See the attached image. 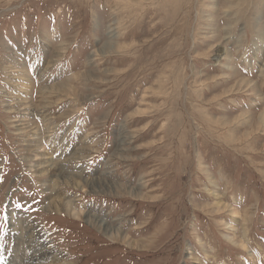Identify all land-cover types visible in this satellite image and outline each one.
Listing matches in <instances>:
<instances>
[{
    "label": "rangeland",
    "instance_id": "1",
    "mask_svg": "<svg viewBox=\"0 0 264 264\" xmlns=\"http://www.w3.org/2000/svg\"><path fill=\"white\" fill-rule=\"evenodd\" d=\"M25 225L54 263L264 264V0H0V264Z\"/></svg>",
    "mask_w": 264,
    "mask_h": 264
},
{
    "label": "bare ground",
    "instance_id": "2",
    "mask_svg": "<svg viewBox=\"0 0 264 264\" xmlns=\"http://www.w3.org/2000/svg\"><path fill=\"white\" fill-rule=\"evenodd\" d=\"M220 52H218L216 54L217 57H220V55H221ZM35 113L38 114L39 112L33 111L32 114H35ZM16 120H22V119H18V118L12 119V121H15V122H16ZM14 126H16V125H14ZM46 126H48V125H46ZM47 131H48V129H47ZM27 143H29V142H27ZM29 145L32 146V144H30V143H29ZM34 146H35V144H34ZM39 150L41 151V149H39ZM33 151L34 152L36 151V147L33 148ZM45 158H48V157H45V156H42V155H39V154L32 155L30 157L28 156V161H30L28 166L29 167L30 166L33 167L34 170L38 171V173H42L45 168L47 170L48 169L49 170L52 169L54 166L52 167L51 164H47V163L45 164ZM57 177L61 178V176H55V178L53 179V185H54L55 181H56L55 185H57V179H56ZM54 200L60 201L59 198L56 199V197H55V199H53V197H52V198L48 199L46 204L42 205V208H47L49 206H54V208H56V206L53 205V201ZM72 201H73V198H69V199H66L64 202L62 201L61 203L64 204L65 207H68L71 204L73 206H76V200H74L73 202ZM74 212L75 211H73L72 214H75ZM76 214H78V213H76ZM113 220L114 219H112V221ZM109 221L110 220H107V218H105V220L103 222V228L105 229V232H106V229L107 230H111V228H112V224H110ZM32 229H34V228L31 227V226L29 227V225H25V228H24L25 233L22 232L20 234L21 241L19 240V242H20V245L23 246V256H22V259H24L23 263H25V264H65L64 262H62V263H54V262L50 261L49 259H47V258H50V256H53V255H51V252L49 251V248L47 246H45V243H41V240L39 238L37 239L36 236L33 235L34 233H33ZM113 230H115V229H113ZM15 237H17L16 234H15ZM54 256L56 257V255H54Z\"/></svg>",
    "mask_w": 264,
    "mask_h": 264
},
{
    "label": "snow or ice",
    "instance_id": "3",
    "mask_svg": "<svg viewBox=\"0 0 264 264\" xmlns=\"http://www.w3.org/2000/svg\"><path fill=\"white\" fill-rule=\"evenodd\" d=\"M16 207H22V205H20V204H17V205H16ZM3 259H4L3 255H2V254H0V261H2Z\"/></svg>",
    "mask_w": 264,
    "mask_h": 264
}]
</instances>
